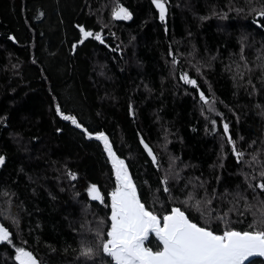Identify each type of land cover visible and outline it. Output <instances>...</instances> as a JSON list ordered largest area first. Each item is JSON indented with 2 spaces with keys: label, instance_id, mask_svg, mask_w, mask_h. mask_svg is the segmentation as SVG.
<instances>
[{
  "label": "trees",
  "instance_id": "trees-1",
  "mask_svg": "<svg viewBox=\"0 0 264 264\" xmlns=\"http://www.w3.org/2000/svg\"><path fill=\"white\" fill-rule=\"evenodd\" d=\"M121 6L131 19L113 17ZM262 6L166 0L161 21L152 0H0V224L12 239L0 243V264H18L16 247L43 264H113L102 250L92 257L80 250L96 248L100 227L107 238L115 179L100 144L57 105L108 134L158 215L180 207L218 234L262 218L264 191L255 187L264 182V17L255 14ZM81 27L103 43L83 38ZM224 123L244 153L239 162ZM92 184L103 203L89 197ZM146 246L158 250V241Z\"/></svg>",
  "mask_w": 264,
  "mask_h": 264
},
{
  "label": "snow or ice",
  "instance_id": "snow-or-ice-1",
  "mask_svg": "<svg viewBox=\"0 0 264 264\" xmlns=\"http://www.w3.org/2000/svg\"><path fill=\"white\" fill-rule=\"evenodd\" d=\"M152 3L159 11L161 21L166 17V0H152ZM255 14L264 17V6ZM115 19L129 20L131 13L124 7H119L113 12ZM83 38L95 37L103 43L100 33H93L80 28ZM83 39L81 40V43ZM75 48V45H73ZM243 59V57H242ZM175 63V59L173 60ZM181 79L186 83L196 86V80L190 79L187 74H182ZM200 100L209 104L203 92H200ZM56 111L65 120H70L77 128H82L88 138L93 134L83 128L75 116L65 115L59 105ZM215 126L216 121H212ZM224 133L227 136V143L233 145L232 151L238 162L243 159L244 153L237 150L235 141L229 135V125L224 123ZM95 139L102 141L104 149L112 163L115 175V188L109 194L111 200L110 227L105 230L100 227L96 230L97 246H81L80 255L92 257L98 250L111 258L113 264H243L251 256L264 257V216L249 225L247 230L239 231L226 227L222 234H218L209 226H201L186 214L180 207H172L163 216L149 210L142 202L137 192V185L129 173L125 161L117 156L112 144L103 132L95 133ZM148 155L156 164L157 157L152 149L141 140ZM4 157L0 156V165L4 163ZM255 160V157L253 158ZM72 179H76L74 173H69ZM264 176V172L260 173ZM165 185L164 191L168 192L167 177L162 181ZM251 186V185H250ZM255 187L264 191V182L258 183ZM92 200L104 202L97 185L92 184L87 189ZM193 198L189 196V200ZM188 203V201H185ZM210 204L211 201H207ZM193 207L201 211V201H196ZM203 215V212H202ZM211 215V213H209ZM227 213L220 219H225ZM105 221L101 220L103 225ZM150 234H154L158 241V250L146 246ZM12 243L10 231L0 224V243ZM14 259L18 264H43L38 260L32 251L24 247L15 248Z\"/></svg>",
  "mask_w": 264,
  "mask_h": 264
},
{
  "label": "water",
  "instance_id": "water-1",
  "mask_svg": "<svg viewBox=\"0 0 264 264\" xmlns=\"http://www.w3.org/2000/svg\"><path fill=\"white\" fill-rule=\"evenodd\" d=\"M116 20H122V19H116ZM130 112H131V111H130ZM131 116H132V112H131ZM74 127H76V126L74 125ZM76 128H77V127H76ZM83 128H86V127L83 126ZM77 129H78L80 132L83 133L85 139H87V140H89V141H95V142H97L98 144H100L101 149H102V151H103V153H104V155H105V157H106V159H107V162H108V164H109V166H110V168H111V171H112L113 177H114V179H115V175H114V172H113V169H112V163H111V161L109 160L108 155H107V153H106V151H105V149H104L103 142H102V141H98V140L95 139V133L103 132V133H105V135L108 137L109 142L112 144V142H111V140H110L108 134H107L105 131H103V130H97V131H90V130H88L89 132H91V133L93 134V138H88V137L85 135V133H84V131H83L82 128H77ZM86 129H87V128H86ZM112 146H113V144H112ZM113 150L116 152L114 146H113ZM116 154H117V152H116ZM147 154H148V153H147ZM153 154H154V153H153ZM117 156L119 157L118 154H117ZM148 156H149V155H148ZM149 158H150L151 161H152V158H151L150 156H149ZM152 164L155 165V164L153 163V161H152ZM129 173H130V172H129ZM130 175H131V174H130ZM132 179H133V178H132ZM133 181H134V180H133ZM115 182H116V181H115ZM134 183H135V182H134ZM137 192H138V189H137ZM138 194H139V193H138ZM110 215H111V213H110ZM151 237H153V238L156 240L154 234H150L149 239H150ZM257 258H260V259L264 262V257H260V256H251V257H248V258L243 262V264H247V263H249L250 261H252V260H254V259H257Z\"/></svg>",
  "mask_w": 264,
  "mask_h": 264
}]
</instances>
